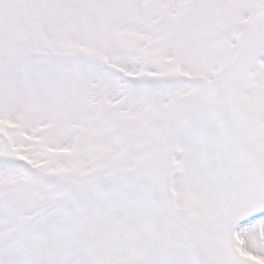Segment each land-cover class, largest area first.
<instances>
[{
  "label": "snow or ice",
  "instance_id": "1",
  "mask_svg": "<svg viewBox=\"0 0 264 264\" xmlns=\"http://www.w3.org/2000/svg\"><path fill=\"white\" fill-rule=\"evenodd\" d=\"M0 264H264V0H0Z\"/></svg>",
  "mask_w": 264,
  "mask_h": 264
}]
</instances>
